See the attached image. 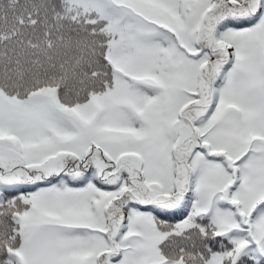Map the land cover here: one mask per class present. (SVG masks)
I'll list each match as a JSON object with an SVG mask.
<instances>
[{
  "label": "snow or ice",
  "instance_id": "snow-or-ice-1",
  "mask_svg": "<svg viewBox=\"0 0 264 264\" xmlns=\"http://www.w3.org/2000/svg\"><path fill=\"white\" fill-rule=\"evenodd\" d=\"M0 264H264V0H0Z\"/></svg>",
  "mask_w": 264,
  "mask_h": 264
}]
</instances>
